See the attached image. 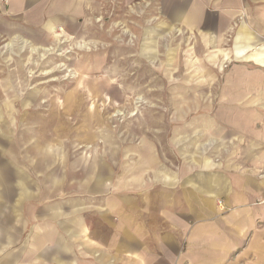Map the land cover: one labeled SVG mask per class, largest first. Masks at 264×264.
Here are the masks:
<instances>
[{"label":"rangeland","instance_id":"obj_1","mask_svg":"<svg viewBox=\"0 0 264 264\" xmlns=\"http://www.w3.org/2000/svg\"><path fill=\"white\" fill-rule=\"evenodd\" d=\"M97 2V13L78 16L57 41L5 35L0 26V134L3 118L9 128L0 137L7 179L0 190L24 186L22 194L1 196L0 264L13 256V264H125L130 257L116 250L123 235L145 257V221L156 225V200L161 192L172 198L182 167L195 162L197 172L204 159L230 161L216 157L222 146L209 125L226 138L253 133L222 109L239 78L255 69L231 54L234 30L212 46L204 25L157 29L167 22L159 0ZM216 51L229 58L219 68ZM23 99L29 104H18ZM4 100L12 109L1 108ZM41 141L49 160L43 167L42 155L27 151ZM160 168L176 174L175 187L163 175L154 179ZM221 203L222 214L231 210Z\"/></svg>","mask_w":264,"mask_h":264},{"label":"crops","instance_id":"obj_2","mask_svg":"<svg viewBox=\"0 0 264 264\" xmlns=\"http://www.w3.org/2000/svg\"><path fill=\"white\" fill-rule=\"evenodd\" d=\"M159 1L160 14L167 22L161 21L157 29L166 27L178 33L179 27L201 31L204 25L210 34L202 38L212 46L224 42V31L236 32L231 54L240 62L254 64L255 69L252 76L245 74L239 78V89L230 93L229 102L222 109L232 111L233 118L243 127H251L253 133L246 135V129L244 136L226 138L217 130L219 127L216 126V131L209 125L212 138L222 146V150L216 151V157L230 161L216 166L204 159L197 172L192 166L195 162L182 167L185 178L174 188L172 198L161 197V192L156 200L159 207L154 218L156 225L150 226L145 221V257L135 253L139 249L126 242L125 235L121 237L125 242L117 243L116 250L126 251L124 254L130 257L125 264H264V0ZM100 5L97 0H7V5L0 2V26L5 35L20 33L34 41L53 37L57 41V35L66 36L64 28H76L78 16L97 13ZM84 32H88L85 27ZM16 37L11 40L18 39L21 46H38ZM216 52L223 54L221 62H217H220L219 68L229 58L228 53ZM215 58L212 54L210 60L216 62ZM241 70L251 73L245 67ZM34 95L30 92L24 99L29 101ZM24 99L18 104H29ZM1 104L2 109L14 106L11 100ZM2 126L0 137L9 132L4 118ZM43 143L46 141L36 142L27 150L42 155L41 167L49 161L45 158L48 151L46 145L42 147ZM230 144H238L237 149L225 150V145L230 147ZM162 175L173 180L168 183L170 187L177 185L176 174L172 178L165 169L160 168L154 179L159 180ZM6 182L5 175L0 173V186ZM16 190L22 194L24 186L0 190V207L2 197L11 196ZM219 200L231 210L222 214L217 205ZM172 207L174 212L167 209ZM3 241L1 234L0 246ZM15 261L13 256L6 263Z\"/></svg>","mask_w":264,"mask_h":264},{"label":"bare ground","instance_id":"obj_3","mask_svg":"<svg viewBox=\"0 0 264 264\" xmlns=\"http://www.w3.org/2000/svg\"><path fill=\"white\" fill-rule=\"evenodd\" d=\"M32 50L36 52V47H33ZM45 50H46V49H45Z\"/></svg>","mask_w":264,"mask_h":264},{"label":"built area","instance_id":"obj_4","mask_svg":"<svg viewBox=\"0 0 264 264\" xmlns=\"http://www.w3.org/2000/svg\"><path fill=\"white\" fill-rule=\"evenodd\" d=\"M6 3V1H4Z\"/></svg>","mask_w":264,"mask_h":264}]
</instances>
